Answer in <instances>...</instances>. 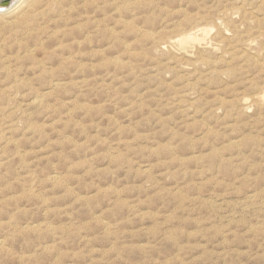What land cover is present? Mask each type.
<instances>
[{
	"label": "rangeland",
	"instance_id": "1",
	"mask_svg": "<svg viewBox=\"0 0 264 264\" xmlns=\"http://www.w3.org/2000/svg\"><path fill=\"white\" fill-rule=\"evenodd\" d=\"M261 1L0 15V264H264Z\"/></svg>",
	"mask_w": 264,
	"mask_h": 264
},
{
	"label": "bare ground",
	"instance_id": "2",
	"mask_svg": "<svg viewBox=\"0 0 264 264\" xmlns=\"http://www.w3.org/2000/svg\"><path fill=\"white\" fill-rule=\"evenodd\" d=\"M36 1H37V0H36ZM41 1H42V0H41ZM113 1H114V0H113ZM262 1H264V0H262ZM262 1H261V2H262ZM16 2H17V1H16ZM43 2H44V1H43ZM18 3H19V2H18ZM34 3H35V0H27V1L25 0V1L21 2L20 4H18V5H16V6L12 7V6L15 4V1L12 0L11 3H10V5L8 6V8H7L5 11L0 12V15L8 14L7 17H6V16H5V17H6V18H9V17H13L14 15H19V14H21V13H23V12H24V13H26V12L28 13V11L32 8V5H34ZM60 3H61V2H60ZM22 4H23V5H22ZM63 4H65V3L63 2ZM52 5H53V4H52ZM11 7H12V8H11ZM45 7H46V5H45ZM53 7H54V6H53ZM53 7H52V9H53ZM54 8H55V7H54ZM70 8H71V7H70ZM84 8H85V7H84ZM101 8H102V7H101ZM52 9H51V10H52ZM55 10H56V9H55ZM55 10H54V11H55ZM57 10H58V9H57ZM31 11H32V10H31ZM40 11H41V10H40ZM54 11H52V13H54ZM29 12H30V11H29ZM96 12L99 13V11H96ZM27 13H26V14H27ZM30 13H31V12H30ZM43 13H44V12H43ZM71 13H72V12H71ZM236 13H237V11H236ZM26 14H25L24 16H22V17H23L22 23L25 24V25H27L28 22L31 20V19H30L31 17H28ZM46 14H47V13H46ZM60 14H61V13H60ZM62 14H63V13H62ZM74 14H75V13H74ZM21 15H22V14H21ZM58 15H59V14H58ZM111 15H113V14H111ZM0 17H1V16H0ZM2 17H4V16H2ZM22 17L20 16L19 18H22ZM50 17H51V16H50ZM52 17H54V16H52ZM55 17H58V16H55ZM89 17H90V16H89ZM19 18H18V19H19ZM37 18H39V17H37ZM83 18H84V17H83ZM9 19H10V18H9ZM41 20H42V19H41ZM43 20H44V19H43ZM56 20H59V19H56ZM56 20H55V21H56ZM78 20H79V19H78ZM83 20H84V19H83ZM11 21H13V20H11ZM46 21H48V20H46ZM50 21H51V20H50ZM79 21H80V20H79ZM219 21H220V20H219ZM3 22H4V21H3ZM5 22H7V21H5ZM9 22H10V21H9ZM14 22H15V21H14ZM18 22H19V21H18ZM18 22H17V23H18ZM59 22H60V20H59ZM69 22H71V21H69ZM69 22H68V23H69ZM88 22H89V21H88ZM93 22H94V21H93ZM93 22H92V23H93ZM215 22H216V21H214V23H215ZM7 23H8V22H7ZM20 23H21V21H20ZM41 23H42V22H41ZM71 23H72V22H71ZM86 23H87V22H86ZM9 24H10V23H8L7 26H9ZM88 24H89V23H88ZM217 24H218V23H217ZM68 25H69V24H68ZM83 25H84V24H83ZM219 25H220V24H219ZM221 25H222V23H221ZM37 26H38V25H37ZM216 26H217V25H216ZM222 26H223V25H222ZM9 27H10V26H9ZM18 27H20V26H18ZM44 27H47V26H44ZM59 27H61V26H59ZM72 27H73V26H72ZM76 27H77V26H76ZM80 27H81V26H80ZM85 27H86V26H85ZM87 27H89V26H87ZM212 27H213V26H212ZM217 27H219V26H217ZM223 27H224V26H223ZM26 28H27V27H26ZM42 28H43V27H42ZM74 28H75V27H74ZM78 28H79V26H78ZM91 28H92V27H91ZM95 28H96V27H95ZM224 28H225V27H224ZM224 28H222V29H224ZM72 29H73V28H72ZM75 29H77V28H75ZM81 29H83V28H81ZM215 29H217V28H215ZM66 30H68V29H66ZM94 30L97 31V29H94ZM196 30H197V29H196ZM226 30H227V29H226ZM34 31H35V30H34ZM63 31H64V30H63ZM82 31H83V30H82ZM207 31H208V30H207ZM207 31H206V32H207ZM209 31H210V30H209ZM38 32H39V30H38ZM46 32H47V31H46ZM53 32H54V31H53ZM59 32H60V31H59ZM70 32H71V31H70ZM77 32H78V31H77ZM191 32H192V31H191ZM191 32H189L188 34H190ZM226 32H227V31H226ZM226 32H225V33H226ZM30 33H32V31H31ZM47 33H48V32H47ZM57 33H58V32H57ZM57 33H56V34H57ZM72 33H75V32H72ZM72 33H71V34H72ZM78 33H80V32H78ZM196 33H197V32H196ZM196 33H195V35H196ZM218 33H219V32H218ZM222 33H224V31H223ZM33 34H34V32H33ZM206 34H208V32H207ZM227 34H228V33H227ZM35 35H36V34H35ZM49 35H51V34H49ZM61 35H62V34H61ZM66 35H67V34H65V36H66ZM79 35H80V34H79ZM191 35H192V34H191ZM231 35H233V34H231ZM53 36H55V35H53ZM53 36H52V38H54ZM59 36H60V35H59ZM90 36H91V35H90ZM12 37H13V35H12ZM23 37H25V36H23ZM32 37H33V36H32ZM63 37H64V36H63ZM92 37H93V36H92ZM92 37H90V39H92ZM97 37H98V35H97ZM97 37H96V38H97ZM186 37H187V36H186ZM28 38H29V37H28ZM36 38H37V36H36ZM66 38H67V36H66ZM84 38H85V37H84ZM86 38H87V37H86ZM179 38H180V37H179ZM191 38H192V37H191ZM193 38H194V37H193ZM195 38H196V37H195ZM203 38H205V37H203ZM4 39H5V38H4ZM34 39H35V38H34ZM41 39H42V38H41ZM189 39H190V38L185 39V40H183V41H186V40H189ZM16 40H17V39H16ZM35 40H36V39H35ZM67 40H69V39H67ZM85 40H87V39H85ZM85 40H84V41H85ZM190 40H191V39H190ZM236 40H237V39H236ZM11 41H12V39H11ZM44 41H45V40H44ZM50 41H52V40H50ZM82 41H83V40H82ZM82 41H81V43H82ZM84 41H83V42H84ZM176 41H177V40H176ZM24 42H25V41H24ZM52 42H53V41H52ZM73 42H74V41H73ZM166 42H167V41H166ZM172 42H174V41H171L170 43L172 44ZM194 42H196V39L194 40ZM18 43H19V42H18ZM48 43H49V42H48ZM56 43H57V42H56ZM85 43H86V41H85ZM40 44H42V43H40ZM40 44H39V45H40ZM45 44H46V43H45ZM58 44H59V43H58ZM173 44H175V43H173ZM228 44H229V43H228ZM243 44H244V42H243ZM18 45H19V44H18ZM25 45H26V44H25ZM61 45H62V44H61ZM68 45H69V44H68ZM71 45H72V43H71ZM78 45H79V44H78ZM58 46H60V45H58ZM64 46H65V45H64ZM64 46H62V47H64ZM73 46H74V45H73ZM93 46H94V45H93ZM201 46H202V45H200V47H201ZM230 46H231V45H230ZM38 47H39V46H38ZM40 47H41V46H40ZM157 47H158V46H157ZM163 47H164V46H163ZM195 47H196V46H195ZM203 47H204V46H203ZM241 47H242V46H241ZM60 48H61V46H60ZM64 48H65V47H64ZM77 48H79V47H77ZM83 48H84V47H83ZM87 48H88V47H87ZM158 48H159V47H158ZM243 48H245V47H243ZM53 49H54V48H53ZM58 49H59V48H58ZM62 49H63V48H62ZM73 49H74V48H73ZM85 49H86V48H85ZM165 49H166V48H165ZM203 49H204V48H203ZM203 49H202V50H203ZM205 49H208V48L205 47ZM229 49H230V48H229ZM235 49H236V48H235ZM249 49H250V48H249ZM64 50H65V49H64ZM81 50H82V49H81ZM170 50H171V49H170ZM195 50H196V49H195ZM199 50H200V49H199ZM212 50H213V49H212ZM43 51H44V50H43ZM52 51H53V50H52ZM57 51H58V50H57ZM57 51H56V52H57ZM92 51H94V50H92ZM174 51H175V50H174ZM235 51H236V50H235ZM245 51H247V49H246ZM56 52H55V53H56ZM70 52H71V51H70ZM98 52H99V50H98ZM169 52H170V51H169ZM179 52H180V51H179ZM210 52H211V50H210ZM186 53H187V52H186ZM76 54H79V53H76ZM187 54H189V53H187ZM190 54H193V53H190ZM44 55H45V54H44ZM49 55H51V54H49ZM49 55H48V56H49ZM89 55H90V54H89ZM95 55H96V54H94V56H95ZM175 55H176V54H175ZM193 55H194V54H193ZM55 56H56V55H55ZM57 56H58V55H57ZM74 56H75V55H74ZM77 56H78V55H77ZM79 56H80V55H79ZM81 56H83V55L81 54ZM98 56H99V55H98ZM176 56H177V55H176ZM51 57H52V55H51ZM75 57H76V56H75ZM85 57H86V55H85ZM59 58H60V57H59ZM59 58H58V59H59ZM65 58H66V57H65ZM72 58H73V57H72ZM72 58H71V59H72ZM93 58H94V57H93ZM52 59H54V58H52ZM67 59H68V58H67ZM71 59H70V60H71ZM76 59H77V58H76ZM95 59H96V58H95ZM59 60H60V59H59ZM201 60H202V59H201ZM56 61H58L57 58H56ZM71 61H72V60H71ZM74 61H75V60H74ZM74 61H72V62H74ZM205 61H206V60H205ZM78 62H79V61H78ZM69 63L72 64L71 62H69ZM69 63H68V64H69ZM58 64H59V63H58ZM63 64H65V63L63 62ZM70 64H69V65H70ZM79 64H80V63H79ZM79 64H78V65H79ZM198 64H199V63H198ZM202 64H204V63H202ZM61 65H62V63H61ZM73 65L75 66V64H73ZM73 65H70V66H73ZM200 65H201V64H200ZM67 67H68V66H67ZM75 67H76V66H75ZM75 67H74V68H75ZM77 67H78V66H77ZM198 67H199V66H198ZM72 68H73V67H72ZM81 68H82V67H81ZM81 68H80V66H79V69H80V70H81ZM85 68H86V67H85ZM97 68H98V67H97ZM86 69H88V68H86ZM94 69H95V67H94ZM197 69H198V68H197ZM67 70H68V69H67ZM80 70H78V71H80ZM84 70H85V69H84ZM68 71H69V70H68ZM91 71H92V70H91ZM203 71H205V70H203ZM65 74H66V72H65ZM65 74H64V75H65ZM62 75H63V74H62ZM202 76H203V75H202ZM50 77H51V76H50ZM64 77H66V76H64ZM64 77H63V78H64ZM49 79H50V78H49ZM54 80H55V79H54ZM63 80H64V79H63ZM50 81H51V79H50ZM81 81H82V80H80V83H81ZM45 83H46V82H45ZM47 83H48V82H47ZM54 83H55V82H54ZM78 83H79V82H78ZM80 83H79V84H80ZM85 83H86V82H85ZM48 84H49V83H48ZM55 84H56V83H55ZM57 84H58V83H57ZM63 84H64V83H63ZM65 84H67V83H65ZM60 85H62V83H61ZM74 85H75V84H74ZM74 85H73V86H74ZM64 87H65V86H64ZM64 87H63V88H64ZM75 87H76V85H75ZM82 87H84V84H83ZM47 88H48V87H47ZM55 88H58V87L56 86ZM48 89H49V88H48ZM64 89H65V88H64ZM77 89H78V88H77ZM59 90H61V89H59ZM55 91H57V90H55ZM262 92H263V91H262ZM261 97H262V96H261ZM263 97H264V96H263ZM240 99H241V98H240ZM243 99H246V98H243ZM239 102H240V101H239ZM259 104H260V103H259ZM261 104H262V103H261ZM240 105H241V104H240ZM238 106H239V105H238ZM243 106H244V105H243ZM239 109H240V108H239ZM239 109H238V110H239ZM242 110H243V109H242ZM242 112H243V111H242ZM186 115H187V114H186ZM53 177H54V176H53ZM50 178H51V177H50Z\"/></svg>",
	"mask_w": 264,
	"mask_h": 264
},
{
	"label": "water",
	"instance_id": "3",
	"mask_svg": "<svg viewBox=\"0 0 264 264\" xmlns=\"http://www.w3.org/2000/svg\"><path fill=\"white\" fill-rule=\"evenodd\" d=\"M12 0H0V12L5 11Z\"/></svg>",
	"mask_w": 264,
	"mask_h": 264
}]
</instances>
